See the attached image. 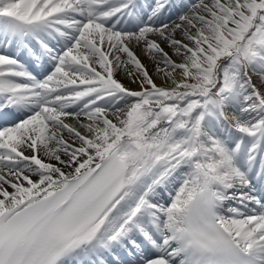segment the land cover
<instances>
[{"label":"snow or ice","instance_id":"snow-or-ice-1","mask_svg":"<svg viewBox=\"0 0 264 264\" xmlns=\"http://www.w3.org/2000/svg\"><path fill=\"white\" fill-rule=\"evenodd\" d=\"M0 264H264V0H0Z\"/></svg>","mask_w":264,"mask_h":264}]
</instances>
